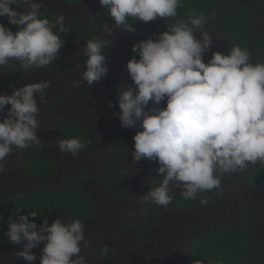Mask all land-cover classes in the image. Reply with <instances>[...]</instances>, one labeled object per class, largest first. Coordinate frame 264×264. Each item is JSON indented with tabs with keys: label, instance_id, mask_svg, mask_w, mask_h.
I'll return each instance as SVG.
<instances>
[{
	"label": "clouds",
	"instance_id": "clouds-1",
	"mask_svg": "<svg viewBox=\"0 0 264 264\" xmlns=\"http://www.w3.org/2000/svg\"><path fill=\"white\" fill-rule=\"evenodd\" d=\"M99 4L113 21L111 26L102 25L105 36L112 37L113 28L134 32L129 20L175 19L181 0H99ZM41 7L42 0H0V18L17 27L13 32L0 23V70L13 60L25 70L43 69L56 61L64 44L60 33L66 32V18L63 14L54 21L40 18ZM206 19L193 10L187 21L176 20L155 39L133 44L135 55L126 62L132 83L116 88L119 112L113 115L122 128L140 129L133 136L132 161L157 162L155 171L162 178L140 195L141 203L167 208L174 188L186 200H195L198 193L219 191L224 174L264 164V62L252 63L247 49L233 45L226 54L212 52L205 63L204 53L211 47ZM109 44L105 38L86 40L84 83L92 85L106 76L102 53ZM50 87V81L40 80L13 88L10 95L0 94V174L15 149L42 147L36 98L44 102ZM56 147L76 156L85 144L79 138H64L56 141ZM16 212L19 215L9 217L4 233L9 243L22 245L16 258L32 264L37 256L31 249L44 242L40 264H85L79 255L85 243L81 220L44 219L38 227L29 219L38 212L25 215L20 207Z\"/></svg>",
	"mask_w": 264,
	"mask_h": 264
},
{
	"label": "rangeland",
	"instance_id": "rangeland-1",
	"mask_svg": "<svg viewBox=\"0 0 264 264\" xmlns=\"http://www.w3.org/2000/svg\"><path fill=\"white\" fill-rule=\"evenodd\" d=\"M241 3H249L254 6L252 28L259 39H264V0H239L238 4ZM43 9H53L56 14H63L66 18L65 26L75 19L78 21L79 28L71 36L70 50L62 64L51 70L49 77L39 80L50 81L49 96L57 91L66 93L68 100L63 105L68 108L69 118L81 122L90 136L91 144L76 156L57 151V138L52 130L54 119L58 117L37 116L42 133L37 135H39L38 137L42 135L40 141L51 144L52 148H48V155H60L58 157L59 169L46 183L31 178L26 182L23 180L15 183L12 176L15 174V169L20 172L18 174L25 177L22 170V154L19 149H15L12 153L13 157L8 156L4 162L5 173L0 174L2 196L9 197L36 187L56 188L65 185L66 181L76 182L83 189L86 188L95 198L98 207L97 224L91 225V232L100 243H103L102 247H111L117 252L112 261H100L98 264H151L152 259L160 260V264H187L188 238L195 237L217 224H234L245 212L254 214V211H257V215H255L258 233L256 256H251L249 260L251 264H264V256L260 254V251L264 250V190L257 188L252 183L234 177L231 173L224 174L220 190H211L218 198V201L211 205L196 201L190 206L177 207L171 201L167 208H164L152 203L140 202V195L157 186L162 179L155 171L159 167L158 163L147 159L133 162L132 156H117L105 139L112 128L134 132L140 130L139 126L122 128L118 117L113 115V113L119 112L116 88L119 85L125 87L130 85L131 79L123 67L133 57L128 48V41L131 38L123 36L118 28H113L112 37L105 36L102 25L107 22L111 26L113 21L108 14L102 19L94 16L97 11L104 9L100 6L99 0H81L75 4H71L69 0H42L40 10ZM93 20L99 24L97 30L93 33H84L81 29ZM157 28V19L142 23L135 30L132 38L137 41L148 39ZM204 29L211 37V47L204 54L211 55L212 52L226 54L231 44L221 36L218 29L209 30L207 24L204 25ZM53 31L56 29L54 28ZM194 35L196 38H200L199 32H195ZM60 37L63 40L61 34ZM91 38L110 40L111 50L105 56L106 66L122 64L118 72L120 73L118 80L96 87H91L82 80L85 65L75 67L73 63L80 48L85 45L87 39ZM247 50L251 54L252 63L264 62V50L258 45ZM36 73L34 70H23V76L20 78L36 77L38 76ZM76 84L80 85L81 92L77 98H73L69 95L72 93V87ZM48 98L47 96L45 99ZM110 104L111 106H109ZM61 112L64 111L55 113ZM105 120H109L110 124H105ZM64 155L66 156L64 157ZM261 165L264 164L257 163L249 165L247 168ZM106 178L118 183L122 191L119 193L111 191L105 183ZM176 193H180V191L174 188L172 194ZM140 219L149 222L148 234H142L137 226V221ZM89 242H91V235L90 237L85 235V243L82 244L87 243L85 245L87 252L90 247ZM0 245H2L1 240ZM18 246L21 249H16L15 252L22 250V245ZM31 251L36 256L41 253L33 249ZM92 256L98 258L99 254L96 252ZM258 256L259 258H257ZM18 260H22V258H18Z\"/></svg>",
	"mask_w": 264,
	"mask_h": 264
},
{
	"label": "trees",
	"instance_id": "trees-1",
	"mask_svg": "<svg viewBox=\"0 0 264 264\" xmlns=\"http://www.w3.org/2000/svg\"><path fill=\"white\" fill-rule=\"evenodd\" d=\"M80 0H69L71 4L78 3ZM235 0H181V4L177 9V17L172 20L157 18V30L149 37H155L167 30V26L176 22V20L187 21L189 15L195 11L196 15H204L208 29H218L221 36L227 40L231 46L239 45L241 48L248 49L258 45L264 50V39L256 36L255 30L252 28V20L254 15V7L249 3L239 5L233 4ZM15 6V5H14ZM12 7V6H11ZM108 14L107 9L97 11L94 16L102 19ZM56 14L49 9L40 10V18H47L54 21ZM0 23L11 28L13 32L17 30L14 25H9L7 18H0ZM133 23L135 30L142 25V22L129 20ZM99 24L93 20L86 24L81 30L88 34L97 30ZM66 32L60 33L64 44L57 55L56 61L49 68L54 66L70 49L71 36L79 28L78 21L68 23ZM134 32H126L121 30V34L131 39L128 41V48L132 53V45L137 42L132 38ZM109 46L103 50V55L109 51ZM138 57V56H137ZM204 61H208L211 55L204 56ZM87 59L84 53V46L76 57V64L83 63ZM16 67L17 65H13ZM19 66V65H18ZM122 66L121 63L113 68H109L107 74L113 73L116 69ZM132 83V82H131ZM164 101L160 106H164ZM105 124H110L109 120L104 121ZM56 133L59 139L64 138H79L86 147L88 135L77 121L69 119H61L56 122ZM136 132L120 128H113L106 136V142L110 146L113 153L121 157H131L134 151L133 136ZM23 165L31 175L46 179L55 170L56 164L53 161L39 156L38 147L31 145L29 147V155L25 156ZM232 176L241 178L255 185L257 188L264 190V165L247 168L242 172L231 173ZM107 187L113 192H121V186L112 181L110 178L105 179ZM196 201H206L205 204L211 205L218 201L217 196L212 191L198 193L195 200H186L181 193L173 195L172 202L175 206H190ZM94 201L92 197L84 193L77 184L66 181V184L56 188H34L25 190L15 194L9 198L0 200V225L4 223L6 216L16 218L19 213L16 212L18 207L22 208L23 214L27 215L32 211L38 212L40 215L36 217L29 216V219L34 221L37 226L42 220L47 219L49 223L58 218V210L65 211L68 217L74 219L91 217L93 213ZM255 215L251 212H245L234 224L222 223L213 227H209L201 234L188 239L186 251L188 254V264H251L249 260L251 256H256V239H257V224ZM140 231L145 233L148 230L149 222L145 219H140L137 223ZM106 255L111 254V250L104 251ZM264 256V250L260 251ZM259 258V256L257 257ZM40 260H38V263ZM13 264H28L26 261H19ZM32 264H35L32 262Z\"/></svg>",
	"mask_w": 264,
	"mask_h": 264
},
{
	"label": "flooded vegetation",
	"instance_id": "flooded-vegetation-1",
	"mask_svg": "<svg viewBox=\"0 0 264 264\" xmlns=\"http://www.w3.org/2000/svg\"><path fill=\"white\" fill-rule=\"evenodd\" d=\"M238 1L239 0H235L233 4L239 5L238 4ZM49 10L54 11L53 9H49ZM55 14H56V12H55ZM209 30H212V29H209ZM81 48H80V50H81ZM109 48H110L109 51L104 56H106L110 52V50H111V46L110 45H109ZM80 50L78 51V53L80 52ZM78 53H77V55H78ZM77 55L75 56V61H74L73 65L75 67H81V66L85 65V62L76 64V57H77ZM207 55H209V54H207V53L204 54V56H207ZM65 56L66 55H64L54 66H51L49 68L32 69V70H34V72H37L36 75H38V76H36V77H30L28 79H24V78L21 79L20 78V77L23 76L22 71L25 70V69L22 68V66L20 65V63L18 61H15V60L10 61V63L8 65H6L2 70H0V71H2V73H0V94L10 95L11 94V90L13 88H19V87H22L25 84L40 81L39 80L40 78L49 77L50 76V71L53 70L55 67L59 66L60 64H62ZM203 60H205V58ZM15 64L17 65L16 67L13 66ZM116 65H117V63L114 64V65H109V66H107V68L108 69L109 68H113ZM120 69H121V67L118 68V69H116L113 73L106 74V76L104 78H102L99 82L93 83L91 85V87L101 86L103 84H106L107 82L108 83H112L115 80H118L119 77H120V73H118L120 71ZM123 69H124V71L126 70V65L123 67ZM130 84H131V80H130ZM79 87H80L79 84H76V86H73L72 87V93L71 94L69 93L70 94L69 96H71L73 98H77L80 95L79 93L81 92L79 90ZM48 94H47V96L49 98L48 99H45L44 102H40L39 97L36 98L37 99V104L40 107V113L38 114V117H43L44 115L46 117H50V118H51V116H52V118L55 117V116L58 117L57 119L56 118L54 119V127H53V130H52L53 134L57 138L56 140H58L59 138L57 136L56 127H55V124H56L57 121H59L61 119H69V120L77 121L80 124H81V122L78 121V120H75L74 118H69V114H68V111H67L68 108H66L63 105V104H65V101L68 100V97H67L66 93L61 92V91H57V92H53V95L50 94V96H49ZM47 100H49V101H47ZM7 107H9V106H6V109H7ZM60 111H64V112H61L59 114L55 113V112H60ZM65 113H67V114H65ZM2 116H3V113H0V117H2ZM81 126L84 129V131L87 133L88 140H87L86 147L84 149H82L79 153L85 151L90 146V144H91V139H90V136H89L87 130H85V127L82 124H81ZM37 134H42L41 131H40V127H39V129H37ZM37 136H39V135H37ZM33 145L36 146V147H38V149H39V156L40 157L45 158V159H48L50 161H53L56 164V170L49 177H47L46 179H40V178H37V177L31 175L30 173H28V171L25 169V167L23 165L22 170H23V174L25 175V177L22 176L21 174H18L20 172H18V169L17 170L15 169V174H12L13 180H14L15 183H19V182H21L23 180L26 182L29 178L34 179V180H38L39 182L42 181V182H45L46 183L49 179H51V177L54 174L57 173V171L59 169V160H58V157H60V155L59 156H56L55 154L48 155V153H49L48 148H50V147L52 148V146H51L50 143H46V142H42L41 141L42 147L39 146V145H35V144H33ZM29 147L26 148V149H23V150L19 149V152L22 154V164H23V161H24L25 156H28L29 155ZM52 150H54V149H52ZM57 151H59V150H57ZM65 156L66 155H64V157ZM9 157H13V154H10ZM10 179H11V176L9 177V180ZM71 183L77 184L79 186V188L84 193L89 194L92 197L93 201H94L93 213H92L91 217L85 218V215L82 214V218L79 219V220H81V222L84 225V232L86 231L85 232V235L88 236V237H90V235H91V242H89L90 247H88V250L89 251L87 252L86 249H85V245L87 243L85 245L84 244H81V252H80L79 255L84 257L85 264H98V262H100V261H103V262L112 261L113 258L117 254L116 250L114 248H111V247H102L101 244H103V243H100L98 241V239H96L94 237V233L91 232V229H92V226L91 225L93 223L94 224L95 223L97 224L98 207H97V202H96L95 198L93 197V195L91 194V192H88L87 191L86 188L83 189L82 186H80L76 182H71ZM36 188H42V187H36ZM32 189H34V188H32ZM27 190H29V189H27ZM2 194H3L2 193V188H0V200H3L5 198H9V197L13 196V195H11L9 197H4V196H2ZM57 210L59 212L58 218L62 222H71L72 220H74V217H68L67 213L65 211L61 210L60 208H57ZM9 217L10 216H6L4 223H2L0 225V240L2 242V245H0V264H13V263H16V262H19V261H24L23 259L22 260H18V258H16L15 255H14L15 254V250L16 249H21V248L18 245H12L11 243H9L8 240H7V238L4 236V233H5V231H7V228H8V223L7 222L9 220ZM13 219H15V218H13ZM138 222L139 221H137V223ZM98 223H99V220H98ZM148 231H149V226H148V230L145 233L148 234ZM145 233L143 232L142 234H145ZM190 238H193V237H190ZM190 238H188V239H190ZM43 246H44V242H41V244L38 245L37 247L33 248V250L34 251L41 252V249L43 248ZM96 249H97V251H96ZM108 249L111 250V254L106 255V253L104 251L105 250H108ZM96 252L99 254V257L98 258H95V257L92 256V254H94ZM39 256L40 255H38L37 256V259L35 261H33L35 264L38 263ZM74 259H75V257H74ZM160 262H161L160 260H153L152 259L151 264H160Z\"/></svg>",
	"mask_w": 264,
	"mask_h": 264
}]
</instances>
